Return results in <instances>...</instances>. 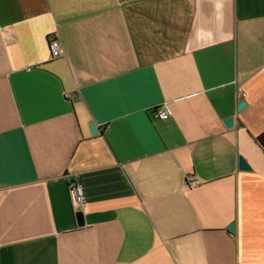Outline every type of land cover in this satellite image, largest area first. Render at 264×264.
I'll use <instances>...</instances> for the list:
<instances>
[{
    "label": "crops",
    "instance_id": "1",
    "mask_svg": "<svg viewBox=\"0 0 264 264\" xmlns=\"http://www.w3.org/2000/svg\"><path fill=\"white\" fill-rule=\"evenodd\" d=\"M0 264H264V0H0Z\"/></svg>",
    "mask_w": 264,
    "mask_h": 264
},
{
    "label": "built area",
    "instance_id": "2",
    "mask_svg": "<svg viewBox=\"0 0 264 264\" xmlns=\"http://www.w3.org/2000/svg\"><path fill=\"white\" fill-rule=\"evenodd\" d=\"M48 48L52 58H57L60 55L59 41L53 37L48 38ZM154 117L158 120H165L169 117V112L163 108H156L154 111ZM199 182L190 178L186 179V186L197 185ZM68 190L70 194L71 205L76 209L80 207L84 201V190L81 182L77 179H72L68 182Z\"/></svg>",
    "mask_w": 264,
    "mask_h": 264
},
{
    "label": "water",
    "instance_id": "3",
    "mask_svg": "<svg viewBox=\"0 0 264 264\" xmlns=\"http://www.w3.org/2000/svg\"><path fill=\"white\" fill-rule=\"evenodd\" d=\"M245 105V102L244 101H241L238 105V110H240L243 106ZM224 123L227 127H231L234 123V117H228L224 120ZM90 126H91V129L93 131V133H96L97 132V128L95 126V124L92 122L90 123ZM239 165H240V168H248V165L246 164L245 160L240 158L239 160ZM75 217H76V220H77V225L78 226H82L84 224V218H83V213L81 210H77L75 212ZM227 229L230 230V231H233L234 230V224L231 223L227 226Z\"/></svg>",
    "mask_w": 264,
    "mask_h": 264
}]
</instances>
